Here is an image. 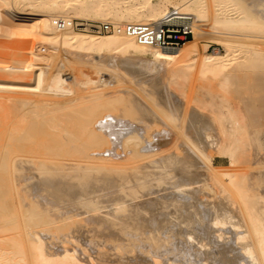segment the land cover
Listing matches in <instances>:
<instances>
[{"label": "bare ground", "instance_id": "6f19581e", "mask_svg": "<svg viewBox=\"0 0 264 264\" xmlns=\"http://www.w3.org/2000/svg\"><path fill=\"white\" fill-rule=\"evenodd\" d=\"M171 9L194 18L193 38L176 51L55 25H157ZM16 38L36 42V58L70 54L88 64L0 63L14 76L0 74V192L12 191L0 204L21 211L13 228L0 223V264H264V73L256 72L264 70V0H0V44L26 42ZM207 41L225 54L201 56ZM92 63L114 73L98 78ZM250 71L254 80L240 84ZM194 72L222 89L232 80L248 97L234 89L236 106L205 85L189 100ZM141 76L166 81L151 89L170 95L150 101L160 113L144 104L148 118L125 119L96 108L114 94L99 97L104 87L96 91L91 78L124 93ZM47 90H56L51 99L41 96ZM150 118L169 131L149 128ZM101 236L120 260L98 253Z\"/></svg>", "mask_w": 264, "mask_h": 264}, {"label": "rangeland", "instance_id": "374dc122", "mask_svg": "<svg viewBox=\"0 0 264 264\" xmlns=\"http://www.w3.org/2000/svg\"><path fill=\"white\" fill-rule=\"evenodd\" d=\"M34 13V12H33ZM25 14V13H24ZM26 14H28V13H26ZM20 17V16H19ZM21 17L22 18H28V17H32L31 15L30 16H26V15H21ZM77 22H83V23H86L85 21H80V20H76ZM89 24L90 25H92V26H95V27H93V28H91V30H92V32L94 33H97L99 30H98V28H96V26H99L101 23H95V22H89ZM88 27H83V28H81V29H74V31L75 32H77V33H83L84 32V29H87ZM103 34H105V33H103ZM97 36H99V35H97ZM23 40H25V39H19V38H16L15 39V42H17V44H18V42H23ZM26 42L24 43H20V47H19V45H18V47L19 48H21V50L19 49V48H17V46H15V44H11V43H5V46L4 45H2V44H0V63H2L4 66L5 65H7V66H10L11 68H13L15 65H18V64H20V63H22V62H25V64H26V62H27V64H31L32 66H34V65H39V66H42V64H44V66L46 67V64L48 65L49 63H51V59H58L60 62H63L64 64H67L66 66H69L70 65V67L71 66H74V67H76L77 66V71L79 70V69H81V68H83L85 65L87 66V62H86V60L85 59H83V58H79V57H75L74 58V55H68V57H66V55L65 54H62V55H60V56H58V55H51V54H49L50 56H48L47 54H42V55H45V56H42L43 57V59H41V57L40 58H36L37 56H38V53L37 54H35V51L37 52V43L36 42H34V47H33V40H31V39H27V40H25ZM28 41V42H27ZM32 42L31 44H30V42ZM28 43L30 44V45H28ZM24 44H27V46H25ZM12 45V46H11ZM9 48H8V47ZM29 46H31V48H30V50L31 51H29V49H25V47H28L29 48ZM200 47H199V51H200V55L202 56V54H204V53H207V54H209V55H214L215 53H220V54H225V50H224V48H222V47H219V46H217L215 43H213V41H207V42H202V43H200V45H199ZM11 47V48H10ZM13 47V48H12ZM22 47H23V49H22ZM32 48H33V52H32ZM206 49H207V52H206ZM21 52H20V51ZM23 50V51H22ZM205 50V51H204ZM25 51V52H24ZM24 52V53H23ZM31 54V55H30ZM33 54L35 55V57L33 56ZM54 58H53V57ZM56 56H57V58H56ZM72 56V57H71ZM241 56V55H240ZM49 57V58H48ZM87 63V64H86ZM94 63V62H93ZM92 63V65H93V67L94 68H96V69H99L98 71H100V74L98 73V72H96L97 74L95 75V76H98V78L100 77L99 75H102V76H104V79H108V76L107 75H104V73L105 74H110V72L112 73H114V69L112 68V67H106V69H104L103 70V68H104V66H102V67H100V68H97L98 66L96 65V64H93ZM11 64H13V65H11ZM69 64V65H68ZM72 64V65H71ZM97 66V67H96ZM99 66H101V65H99ZM3 66L0 64V68H2ZM101 68H102V70H103V73L101 72L102 70H101ZM110 68V69H109ZM109 69V70H108ZM1 70V69H0ZM106 71H107V73H106ZM254 71H256V70H254ZM257 73H264V70H258V71H256ZM256 72H253V71H250V72H247L248 74H244L245 76L246 75H248V78L247 79H245V78H243L242 79V81H240V80H238V82L240 81L241 83L240 84H242V82H244L245 81V84L246 83H250V81L252 80H254V77L255 76H257V75H255V74H257ZM0 74H5V75H7L8 77H9V79L11 80V81H13L14 80V76L13 75H11V73H10V75H9V73L8 72H2V70L0 71ZM194 75H192L193 77L191 78V80H190V82H189V84H188V86L189 87H187V94H188V96H189V100H193V99H196L195 97H197L199 94H200V87L201 86H207V85H209L211 88H212V91L214 92V91H217V92H214L215 94H219L220 95V92L221 93H223V94H221V95H223V96H227V98L229 99V100H231L236 106H241V104L239 103V97H240V95L241 94H243V96L244 97H248V94H249V92H248V94H246V92H245V88L242 86V85H240L239 87L240 88H236V85H235V87H232L233 86V84L235 83V82H233L232 80H231V82L230 81H225V83H227V82H230L231 84H232V82H233V84L231 85V84H229L228 85V87L226 88L225 87V89H222L221 88V83H220V85H219V83L218 82H215L214 83V81H212V80H202V78L201 77H199L200 75H199V73H196V72H194L193 73ZM252 74H254V77H253V75ZM195 77H197V78H195ZM247 77V76H246ZM97 78V77H96ZM94 79V78H91V80H94V82H95V84H96V86L97 87H92V88H94L95 90L97 89L98 90V88H99V90H101L100 88H102V87H104V88H102V90H103V92H102V90L101 91H98V93L100 92H102V94H100L99 93V97H100V95L103 97V96H105V95H108V94H110V95H112L111 94V91H112V93L114 94L113 96H108V99L106 98V97H104V98H106V103L109 101V99L111 100V99H113V101H114V104H113V102H111L110 103V101L106 104L105 102H104V104L102 105H100V106H98L99 104H100V102H102V101H104V100H101V101H97V102H99V104H97L96 103V108L97 109H100V107L102 108V109H100V110H106L107 109V111L108 110H111L112 112H115V113H117V114H122L123 116L125 115H127L126 117L124 116L123 118H125V119H132L133 118V116L132 115H134V118H141V117H144V119H146V118H148L146 115H143L140 111H139V107H142V105H144V104H146V107H147V105L148 106H152V107H150V108H152V109H154L155 108V106H156V111H158V108H157V106H160L159 104L157 105V104H155L154 106L153 105H151L152 103V101L154 102L155 100V102H157V101H160V100H158V99H160L161 97H162V95L163 96H166L167 98H169V93H167V92H165V91H160V93L158 92H156V89L155 90H153V91H155L156 93L155 94H153V91L151 90L153 87H155V86H159V84H160V87L159 88H162V86H163V84H164V82H166V81H164V79L163 78H161V79H155L154 81L153 80H151V79H149L148 80V78L147 77H145L144 78V76H141L140 78H139V80L141 81V83H140V81L138 80L137 81V83H138V86H141L139 89H138V87H137V83H135V84H132L130 87H132L133 88V86L134 85H136V86H134L135 88H133L134 89V91L132 90V88H129V89H125V87H123V92L124 93H121V92H119V90L117 89V88H113V87H109V86H107L105 83H104V79H102V77L100 78V79H102V81H99V79ZM145 80H144V79ZM147 78V79H146ZM194 81H193V80ZM1 80H3V78H0V81ZM144 80V82H142ZM150 80H151V82H150ZM160 82H159V81ZM162 80V81H161ZM196 80V81H195ZM244 80V81H243ZM148 81H149V83H148ZM210 81H212V82H210ZM217 81H219L220 82V80H217ZM247 81V82H246ZM147 82V83H146ZM99 83V84H98ZM144 83H145V87H147V89H148V87H150L148 90L146 89V88H144L143 86H144ZM193 83H195V84H193ZM98 84V85H97ZM102 84V85H101ZM150 84V85H149ZM153 84V85H152ZM156 84V85H155ZM162 84V85H161ZM216 84V85H215ZM239 84V83H238ZM237 84V85H238ZM101 85V86H100ZM103 85H105V86H103ZM143 85V86H142ZM194 85V86H193ZM212 85V86H211ZM215 85V86H214ZM218 85V86H217ZM153 86V87H152ZM105 87H106V89H105ZM164 87V86H163ZM193 87V88H192ZM214 87H216V88H218V89H214ZM244 89H243V88ZM91 88V92H92V89ZM109 88V89H108ZM116 89V91H114L113 89ZM142 88V89H141ZM231 88H233V89H231ZM242 88V89H241ZM105 89V90H104ZM144 89V90H143ZM145 89H146V92H145ZM234 89L236 90V89H238V90H236V92L238 93V94H240V95H238L236 92H234ZM240 89H241V91L242 92H244V93H241L240 92ZM96 90V91H97ZM229 90V91H228ZM56 90H47L45 93H43V94H41V96H42V98H44V97H46V99H48V98H50V94H52V92H55ZM104 91H106V93L104 92ZM152 91V92H151ZM192 91L194 92V93H192ZM231 91H233V93L231 92ZM239 91V92H238ZM94 92V91H93ZM165 93V94H163V93ZM231 92V93H230ZM105 93V94H104ZM120 93V94H119ZM130 94V96H129V94ZM192 93V94H191ZM226 93V94H225ZM227 93L229 94V96L227 95ZM235 93L237 94V96L235 95ZM48 94V95H47ZM125 94V95H124ZM144 94H145V96H144ZM148 94V95H147ZM159 94V95H158ZM162 94V95H161ZM168 94V95H167ZM246 94V95H245ZM46 95V96H45ZM98 95V94H97ZM116 95V96H115ZM122 95V96H121ZM151 95V96H150ZM220 95V96H221ZM48 96V97H47ZM120 96V98H118ZM127 96V97H126ZM148 96H150V97H148ZM231 96V97H230ZM110 97V98H109ZM135 97V98H134ZM138 97V98H137ZM159 97V98H158ZM238 99H236V98ZM103 98V99H104ZM134 98V99H133ZM148 98V99H147ZM149 98H151L150 100H149ZM155 98V99H154ZM191 98V99H190ZM193 98V99H192ZM51 99V98H50ZM116 99V100H115ZM119 99V100H118ZM137 99V100H136ZM144 99V100H143ZM147 99V100H146ZM130 100V101H129ZM135 100V101H134ZM122 101V102H121ZM126 101V102H125ZM147 101V102H146ZM151 101V102H150ZM235 101V102H234ZM120 102V103H119ZM133 102V103H132ZM134 102H136V103H134ZM144 102V103H143ZM117 103H119V104H117ZM151 103V104H150ZM106 104V105H105ZM128 104V105H127ZM132 104V105H131ZM133 104H134V106H133ZM162 104V103H161ZM111 107H110V106ZM114 105V106H113ZM123 107H122V106ZM141 105V106H140ZM40 106H42V108H41V110L43 109V104H41ZM121 106V107H120ZM127 106V107H126ZM162 106L164 107L165 105H163L162 104ZM120 107V108H119ZM162 107V108H163ZM116 108V109H115ZM123 108V109H122ZM127 108V109H126ZM138 108V109H137ZM114 109V110H113ZM132 109V110H131ZM122 110H125V111H123L122 112ZM155 110V109H154ZM161 110V108H159V111ZM127 111H128V113H129V111L131 112V114L129 113V117H128V113H127ZM134 113H133V112ZM157 112V113H160V112ZM188 111V110H187ZM141 113V114H139V113ZM124 113V114H123ZM125 113H127V114H125ZM137 113V114H136ZM136 115V116H135ZM137 115H138V117H137ZM15 116V117H14ZM130 116H131V118H130ZM12 117H13V121L16 119V115L14 114H12ZM128 117V118H127ZM146 117V118H145ZM147 120H149L148 122L150 123H148V126H149V128H151V126H153L151 129H153L154 131L156 130V127H154V125L155 126H157V128H159L160 129V127L161 128H163L164 127V129L162 130V131H169V128H167V126H165L164 125V122L162 121V120H159L158 118H153V119H147ZM154 120H156V121H154ZM159 120V121H158ZM164 121H166V123H173V122H169V120L167 121V120H165L164 119ZM151 122L153 123V122H155V124L153 125V124H151ZM158 122H160V123H158ZM158 123V124H157ZM157 124V125H156ZM160 124H161V126H160ZM160 126V127H159ZM257 129V128H256ZM152 130V131H153ZM262 130L264 131V127L263 128H260L259 130H258V133L259 132H262ZM149 131H151V130H149ZM156 131H161V130H156ZM255 131V130H254ZM253 131V132H254ZM255 133V132H254ZM256 133H257V130H256ZM175 149H177V150H173L174 151V153L173 154H175L177 151V153L176 154H179L180 153V148H176L175 147ZM172 151V152H173ZM212 156H215L213 153L211 154ZM214 160L216 161V162H214L215 163V165H219V164H223L224 166H226L227 165V162H226V160H221V159H219V158H215L214 157ZM225 162V163H224ZM259 162H261L260 160H259ZM3 167H1L0 168V174L2 175V173L4 172V168L2 169ZM5 171H6V169H5ZM5 192H7V191H11V190H4ZM5 192H0V193H3V194H7L8 195V193H5ZM11 193H12V191H11ZM10 193V194H11ZM0 205H4V207H1L0 206V223H1V225H2V227L1 228H3L4 226L7 228L8 227V229H11V227L13 226L14 227V225H16L15 224V221H13V220H16L15 218V216H17V213L14 211V210H16L17 212H21V211H18L19 210V208L17 207H15V209H14V207L13 206H7L8 204H0ZM13 209V210H12ZM13 211L15 212V214L13 213ZM12 214L14 215V217L15 218H13L12 219ZM11 221V223H10V221ZM4 221V222H3ZM7 221V222H6ZM9 221V222H8ZM2 222L5 224L4 226H3V224H2ZM12 222H14V223H12ZM7 224V225H6ZM11 224V225H10ZM12 227V228H13ZM94 239H92V242H96V238L95 237H93ZM102 238H107L106 236L104 237V236H101V237H99L98 239L99 240H97V243H95L97 246H98V253L100 252V255H104V257H103V259L104 260H108V259H106V255H108L107 256V258H111V256H112V258L114 259V258H116L117 260H120V257H119V255H117V254H115L114 252H110V250L108 249V248H110L109 246H110V241H109V239H108V242H106L107 241V239L105 240L104 239V241L106 242H104L103 241V239ZM90 240H91V238H89ZM66 241H68L67 239H66ZM100 241V242H99ZM92 242H90V243H92ZM103 243H105L106 245H104ZM93 244V243H92ZM103 246H105V247H103ZM107 247V248H106ZM106 249V250H105ZM111 256H110V255ZM99 255V256H100ZM101 256V257H102ZM115 256H117V257H115ZM118 257H119V259H118ZM116 259H114V260H116ZM113 260V261H114ZM109 261V260H108Z\"/></svg>", "mask_w": 264, "mask_h": 264}, {"label": "built area", "instance_id": "2783aa9c", "mask_svg": "<svg viewBox=\"0 0 264 264\" xmlns=\"http://www.w3.org/2000/svg\"><path fill=\"white\" fill-rule=\"evenodd\" d=\"M86 23L77 22L76 20H55V25L62 29L66 27L74 29L88 27L91 30L95 27L90 24L86 26ZM193 23L194 18L191 15H185L171 9L157 25L101 23L96 28H98V32L105 34H125L135 38L141 46L176 51L183 47L189 38H193Z\"/></svg>", "mask_w": 264, "mask_h": 264}, {"label": "trees", "instance_id": "16d2710c", "mask_svg": "<svg viewBox=\"0 0 264 264\" xmlns=\"http://www.w3.org/2000/svg\"><path fill=\"white\" fill-rule=\"evenodd\" d=\"M192 38H189V40L188 41H190Z\"/></svg>", "mask_w": 264, "mask_h": 264}]
</instances>
